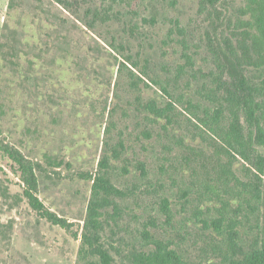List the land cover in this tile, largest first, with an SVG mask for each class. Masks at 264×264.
I'll list each match as a JSON object with an SVG mask.
<instances>
[{
  "label": "rangeland",
  "instance_id": "1",
  "mask_svg": "<svg viewBox=\"0 0 264 264\" xmlns=\"http://www.w3.org/2000/svg\"><path fill=\"white\" fill-rule=\"evenodd\" d=\"M200 2L0 0V138L36 162L40 199L72 223L67 230L33 211L19 172L0 153V264H99L81 249L91 201L102 213L111 264H132V256L154 248L151 240L193 264L219 262L231 248L211 221L207 228L201 222L217 209L226 218L223 235L233 224L239 244L252 241L257 219L239 193L248 179L243 161L212 155L216 145L193 136L182 104L174 102L171 125L150 108L173 101L161 89L166 80L176 100L188 79L193 92L214 69ZM233 11L231 26L236 16L250 20ZM98 177L115 194L102 184L96 195ZM259 209L264 225V202Z\"/></svg>",
  "mask_w": 264,
  "mask_h": 264
},
{
  "label": "trees",
  "instance_id": "2",
  "mask_svg": "<svg viewBox=\"0 0 264 264\" xmlns=\"http://www.w3.org/2000/svg\"><path fill=\"white\" fill-rule=\"evenodd\" d=\"M234 2L235 0H201V6L208 10L207 48L212 56L214 69L203 74L199 88L193 92L190 87L191 80L188 79L185 82V94L181 92L176 100L169 92V81L166 80L161 89L173 101L164 107H155L152 102L150 108L157 118L164 117L167 124L171 125L177 115L175 103L182 104L183 109L188 111L187 120L197 128L193 136H199L202 142H207L212 147L213 142L216 145L215 151H210L212 155L237 157L243 161L248 179L247 182H241L243 188L239 193L245 196L243 199L257 219L251 229L256 231L252 241L239 244L237 239L241 238L233 224L227 226L226 235H223L222 226L226 218L218 209V216L201 218V222L207 228L211 221L217 232L224 236L223 240L228 242V249L231 248V253L224 255L219 262L210 264H264V225L258 221L259 208L264 202V0H246L245 8L240 7L237 11L233 7ZM233 9L235 13H250V20L245 21L236 16V24L231 26ZM184 57L186 62L191 60L190 55L185 54ZM183 72L184 65H179L178 75L173 80L175 88L179 74ZM137 79L148 86L142 78ZM133 85L138 91L136 81ZM193 97L201 99L203 106L193 102ZM198 107L202 108L200 114L196 112ZM167 124L161 125L165 132L168 131ZM207 143L205 145L210 147ZM188 148L191 152H205L202 147ZM0 153L10 159L19 172L22 196L30 208L52 225L69 230L72 223L49 209L39 197L36 162L1 138ZM209 156L211 154L206 153V157ZM98 180L93 188L96 195L100 194L99 188H102V184L105 186L102 190L106 194H115L117 189L105 178L98 177ZM103 198L106 203L107 199ZM162 203L167 218L168 200L164 199ZM97 206L96 201L95 204L91 201L88 207V215L81 232V249L87 254L98 256L99 264H111L112 256L101 242L100 231L103 226L99 217L102 213ZM225 206L224 203L222 208ZM237 208L242 209L241 205ZM74 235L77 236L76 233ZM151 241L154 248L132 256V264H193L184 259L175 248H169L167 244L157 240Z\"/></svg>",
  "mask_w": 264,
  "mask_h": 264
}]
</instances>
